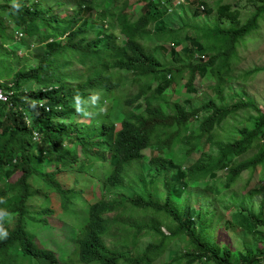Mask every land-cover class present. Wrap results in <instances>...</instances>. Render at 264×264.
Here are the masks:
<instances>
[{
  "label": "trees",
  "instance_id": "trees-1",
  "mask_svg": "<svg viewBox=\"0 0 264 264\" xmlns=\"http://www.w3.org/2000/svg\"><path fill=\"white\" fill-rule=\"evenodd\" d=\"M72 1L74 15L67 13L68 0H0V90L13 92L8 103L0 101V264H18L21 258L67 264L28 232L26 218L35 212L50 221L60 206L59 218L73 219L69 213L83 196L66 180L71 171L89 175L91 164L81 161V153L90 163L110 167L102 182L103 198L90 204L95 197L88 196L93 199L84 224L67 237L81 263L157 264L182 241L184 254L165 264H264V232L254 236L263 248L255 253L247 249L234 262L231 250L207 241L198 227L201 217L215 220L217 213L203 202L195 209L198 201L191 203L187 190L212 192L209 182L225 171L231 189L244 172L264 166V112L251 100L223 105L209 98L194 109L190 101H172V89L185 81V74L186 90L192 92L196 81L215 74L217 94L224 99L223 84L231 81L240 48L259 29L264 0H250L255 12L245 23L231 5L217 0L218 18L230 26L203 31L193 26L195 38L164 24L175 0H147L140 14L135 8L140 0ZM187 2L194 18L215 12L207 0ZM168 44L174 49L168 51ZM177 46L190 62L178 58ZM19 50L25 55L20 57ZM210 55L206 62L199 59ZM125 73L135 76L133 85L140 89L117 96L126 92ZM249 110L256 115L237 138H216L229 118ZM35 134L40 142L34 141ZM203 140L208 150L185 167ZM259 144L253 157L236 162ZM149 150L150 179L134 168L148 159ZM43 157L53 171L39 164ZM82 181L76 178L78 185ZM262 193L264 187L251 194ZM237 215L244 216L239 217L242 228L264 229L262 215L244 208ZM165 220L176 228L170 234Z\"/></svg>",
  "mask_w": 264,
  "mask_h": 264
},
{
  "label": "rangeland",
  "instance_id": "rangeland-1",
  "mask_svg": "<svg viewBox=\"0 0 264 264\" xmlns=\"http://www.w3.org/2000/svg\"><path fill=\"white\" fill-rule=\"evenodd\" d=\"M68 2L70 6L67 9V13L69 15H74L76 11V8H73L74 2L72 0H68ZM133 2L136 3L137 0H133ZM146 2L147 0H140V2L136 4L135 8L138 14H140L141 9L146 5ZM217 2V0H207L210 7H214L215 12L209 17L204 16L198 19L192 16L193 10H191V6H189L187 2L185 5L175 8L173 13L168 14V16L164 19V24L166 27L168 26L174 31L183 30L182 32H185L188 30V36L193 38H195V31L192 30L193 26L198 27V29L202 31L206 29H213L216 25L222 27V29H226V27L230 26V23L227 20H219L216 11ZM224 4L231 5L232 10H236L240 13L242 23H245L249 18H251L255 12V5L251 4L250 0H224ZM185 24L187 29H183ZM176 48V52L180 54V57L178 58L187 61V63L190 62V57L184 56L182 52L183 47L177 46ZM170 49H174L172 44L167 45V50L170 51ZM24 53L25 51L19 50L18 55H21L20 57H22L25 55ZM211 57L212 55L208 56L206 61H208ZM31 59L34 58L31 57ZM170 60L171 57H168L166 61L170 62ZM185 61H182L184 65L186 63ZM254 70H262V72L250 74ZM214 75L215 74H209L208 77L202 81H196L194 83L193 88L198 90L197 93L196 89L194 92L186 90L188 86L185 85L187 78V75L185 74V81H183L178 87L174 86L172 89V101H190L188 106L190 109H194L209 98L215 99L218 104L223 105H228L231 102L239 100H251L259 109H261V111L264 112V17L261 19L259 29L251 34L246 43H244V46L239 50V62L233 65L232 74L228 77L231 81L226 79L223 84L224 99L217 94L219 80ZM134 80L135 76L133 74L125 73V85L127 87L126 92H118L117 96L138 92L140 86L133 85ZM163 108L167 113L169 112L167 105H163ZM255 115L256 112L254 110H249L244 112L242 111L237 116L229 118V120L225 122L224 126L216 131V138L224 139L225 141H229L231 137L237 138L238 135H240L241 129L245 128L247 124H249L250 117ZM204 142L205 140L200 143L195 153L187 159L185 167L192 166L201 157L202 152L208 150L206 144L204 146ZM261 145L259 144L249 153L237 158L236 162H242L253 157L259 151V147ZM153 150L147 151L148 159L134 165V168H137V172L139 174H142V171L144 173H149L147 176L149 179L151 170L150 158ZM80 157L81 161H86L91 164H88L89 166L86 168L89 175L82 176L79 172H77L79 173L77 174L76 171H71L66 180L72 188L81 192L83 196L82 199L77 200V209L74 205V208L72 207V211L69 213L68 217H72L74 220L71 218H67L65 221L61 220L59 218V214L62 212V208L60 206L58 214L55 213L51 216L50 221L48 217L31 211V217L28 216V218H26L28 232L36 237V240L40 245L55 252L59 256L61 262L67 264H83L80 262L79 258L74 256L75 248L73 243H71V240L67 237L73 236L71 234L73 230L79 232L78 229H80L86 219V210L89 205L93 203L94 200L103 198L102 182L110 173V167L107 164L96 161H91L90 163L82 153L80 154ZM48 161L49 158L43 157L40 159L39 164L46 166L48 171H53L54 168L51 164L52 162ZM91 166H93V172L90 171ZM227 174L228 171L222 172L219 174V178L217 180L209 182L211 187H213L212 192H204L201 188L187 190L189 191L188 196H191V199H193L191 203L198 201L197 204L193 205L195 209L199 211L203 202L205 208H208L209 211H215L217 213V219L220 217L223 218V220L217 225V219L212 220V217H209V219L203 220V217H201L200 220H198V227L207 241L217 245L220 249L231 250L234 262L238 263L241 257H245L247 255V249H250V251L255 253L257 248H263V244H260L254 236L255 232H264V229L258 227L256 230L250 231L249 229L242 228L239 223L244 216L241 215L240 217L237 213L244 208L247 212L260 214L264 218V193L257 196H253L251 194L253 190H258L264 187V166L258 168L255 172H244L231 189L226 188L228 181ZM17 177L18 176L16 175L13 179L16 180ZM76 178H82V183L78 185ZM250 191L251 193H249ZM163 193L164 192H161V197L163 196ZM90 194H93V197L95 198L93 199V197H88ZM56 198H58L57 203L61 205V198L58 195H56ZM185 198L186 196L183 198L184 201ZM90 199L93 200L90 201L89 204L88 201ZM185 202L180 205L181 210L184 209ZM45 204H47V201H45L42 206ZM35 209H37V206L33 208V210ZM239 217L241 220H239ZM164 224L169 234L176 229L174 225L173 227L170 225V221H166ZM165 233L168 234L166 231ZM150 241L151 240L149 238L145 239L144 242L140 244V249H145ZM158 241L162 240L159 239ZM185 246L186 244L182 241L180 243L176 242L169 247L170 252H168L157 264L169 263L176 256L184 254ZM18 264L42 263L35 261L32 258H21L18 261Z\"/></svg>",
  "mask_w": 264,
  "mask_h": 264
},
{
  "label": "built area",
  "instance_id": "built-area-1",
  "mask_svg": "<svg viewBox=\"0 0 264 264\" xmlns=\"http://www.w3.org/2000/svg\"><path fill=\"white\" fill-rule=\"evenodd\" d=\"M186 3H187V0H175L174 9L185 5ZM202 9H204V7H202ZM21 38H22V35L18 34L17 39H21ZM198 58L199 57L197 56L196 59H198ZM199 59H201L202 61H206V57H200ZM12 95H13V92L0 90V101L3 103H8ZM34 141L40 142V139H39L37 134H35V136H34Z\"/></svg>",
  "mask_w": 264,
  "mask_h": 264
},
{
  "label": "clouds",
  "instance_id": "clouds-1",
  "mask_svg": "<svg viewBox=\"0 0 264 264\" xmlns=\"http://www.w3.org/2000/svg\"><path fill=\"white\" fill-rule=\"evenodd\" d=\"M79 110V109H78ZM2 227V226H1Z\"/></svg>",
  "mask_w": 264,
  "mask_h": 264
}]
</instances>
